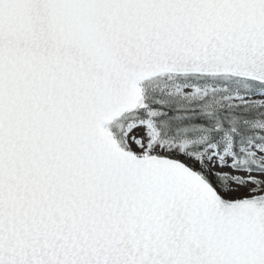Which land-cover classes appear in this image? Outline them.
I'll use <instances>...</instances> for the list:
<instances>
[{"label":"snow or ice","instance_id":"1","mask_svg":"<svg viewBox=\"0 0 264 264\" xmlns=\"http://www.w3.org/2000/svg\"><path fill=\"white\" fill-rule=\"evenodd\" d=\"M0 264H264V0H0Z\"/></svg>","mask_w":264,"mask_h":264}]
</instances>
